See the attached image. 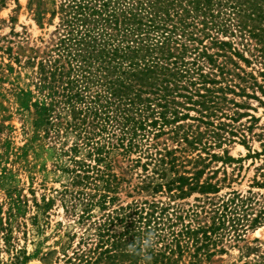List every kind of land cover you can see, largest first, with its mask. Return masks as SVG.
<instances>
[{"label":"rangeland","instance_id":"374dc122","mask_svg":"<svg viewBox=\"0 0 264 264\" xmlns=\"http://www.w3.org/2000/svg\"><path fill=\"white\" fill-rule=\"evenodd\" d=\"M56 1L0 0V264H70L77 255L127 264L129 246L114 243L129 237H100L91 224L121 207L144 222L147 212L162 218L168 238L158 244L175 249L164 264H264V64L241 44L250 62L231 52L197 62L208 82L194 74L190 89L201 102L179 108L188 116L162 125L159 136L160 126H149L142 149L113 150L114 200L82 221L73 170L75 160L94 165V158L71 130L45 135L35 109L22 103L21 89L34 92L32 101L43 97L36 70L56 36ZM76 143L79 151H71ZM93 182L102 190L83 187L96 200L105 191L102 180ZM144 252L137 247L135 264L147 263Z\"/></svg>","mask_w":264,"mask_h":264},{"label":"trees","instance_id":"16d2710c","mask_svg":"<svg viewBox=\"0 0 264 264\" xmlns=\"http://www.w3.org/2000/svg\"><path fill=\"white\" fill-rule=\"evenodd\" d=\"M56 2L51 13L52 18L59 17L56 36L36 70V91L43 97L32 101L34 92L21 89L22 103L35 109V126L43 128L45 135L58 136L62 128L71 130L88 147V157L94 158V165L75 160L73 170L72 184L81 187L73 198L84 204L80 220L85 221L92 218L93 208L106 210L114 200L110 193L116 192L117 177L108 161L111 152L120 149L126 155L142 149L149 126H160L155 133L159 136L162 125L188 116L179 108L201 102L190 89L196 83L194 74H199L202 84L208 82L203 66L193 68L197 62L212 64L227 52L250 62L238 48L241 44L242 51L264 64V0ZM79 148L76 143L71 151ZM93 180H102L105 191L96 200L84 190L93 183L102 190ZM154 214L147 212L144 222L142 215L137 220L121 207L91 224L100 237H129L124 244L115 241L116 248L151 234L154 243L145 249L146 264H164L171 261L175 249L169 241L159 246L168 237L162 218ZM118 226L120 230L115 229ZM178 248L181 252L182 246ZM22 253L16 259L23 258V263L28 256ZM125 256L130 260L127 264H135L138 258L132 252ZM82 260L89 264L80 255L67 261L80 264Z\"/></svg>","mask_w":264,"mask_h":264},{"label":"clouds","instance_id":"9594fccd","mask_svg":"<svg viewBox=\"0 0 264 264\" xmlns=\"http://www.w3.org/2000/svg\"><path fill=\"white\" fill-rule=\"evenodd\" d=\"M153 243H154L153 237L151 234H149V236L143 239L142 241H134L133 243H130L129 251L132 253H135L137 250L138 244H139L140 249L145 250L147 248H150ZM148 259H150V257H148Z\"/></svg>","mask_w":264,"mask_h":264}]
</instances>
